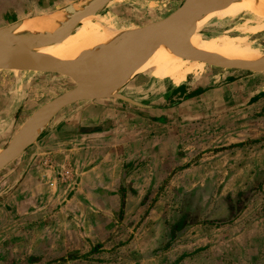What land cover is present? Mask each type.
<instances>
[{"label": "crops", "instance_id": "crops-1", "mask_svg": "<svg viewBox=\"0 0 264 264\" xmlns=\"http://www.w3.org/2000/svg\"><path fill=\"white\" fill-rule=\"evenodd\" d=\"M184 1L176 0L174 10ZM74 2L0 0V28L31 13L58 14L55 11ZM263 73H251L256 76L243 79L234 75L223 82L211 74L187 76L178 86L164 83L163 93L149 94L154 100L147 103L143 97L137 98L136 86L131 84L126 88L130 93L125 95L142 107L114 109L101 99L77 102L62 110L0 171V264H107L97 255L102 250H93L96 255L92 256V245L105 243L119 233V227L126 230L123 224H140L138 218L146 215L142 213L147 207L143 200H170L168 192L176 190L186 204L190 201L184 191L199 189L212 174L223 170L206 154L205 136L211 127L233 124L236 113L248 114L264 107ZM10 75L16 77L15 85L2 91L11 96L3 102V113L8 115L1 117L0 125L9 124L44 84L31 73ZM29 76L36 78L28 81ZM199 193L204 194L202 189ZM204 201L193 199L190 203ZM245 215L249 217L245 213L231 226L214 225L220 217H208L212 221L207 224L198 220L200 228L196 229L187 228L192 225L186 222L177 231L189 239L179 244L180 254L193 249L195 264L229 260L235 254L233 241L239 236L251 242L248 229L241 234L235 229ZM153 225L145 221L146 236L153 237ZM259 231L260 243L253 240L252 253L263 251L264 256V230ZM220 235L225 242L219 244ZM240 246L245 248V244ZM240 254L234 263L250 258V253Z\"/></svg>", "mask_w": 264, "mask_h": 264}, {"label": "rangeland", "instance_id": "rangeland-1", "mask_svg": "<svg viewBox=\"0 0 264 264\" xmlns=\"http://www.w3.org/2000/svg\"><path fill=\"white\" fill-rule=\"evenodd\" d=\"M89 1L90 0H75L65 11L61 12L63 10L61 9L55 12H58V15L61 16L71 17ZM175 5H178L176 4V0H115L113 4L104 7L99 15L108 20H114L117 26L123 30L126 28L124 31H127L128 28V30H130L131 27L137 28L144 26L166 17L170 11L174 10ZM34 14L39 15L41 13L27 14L24 18H21V20L32 18ZM248 20L249 23L247 28L250 32L246 33L245 36H248L247 38L255 44L257 49L261 52V56H264V25L253 20L250 21L251 19L247 16H242L222 27L210 28V30L204 31L203 33L206 37L223 33L228 35L229 30H232L237 25L245 24ZM20 21H18V23ZM14 23L17 22H8L6 23V27ZM238 34L239 33H234V35ZM156 67L157 66L150 68L134 79L133 83L131 82V84L136 86L134 94L139 100L143 97L142 100L146 103L154 100L152 97H148L149 94L161 95L164 90V83L166 85L169 84L167 83L168 80L159 81L152 77L150 72L153 71V69L156 70ZM195 72L196 74L193 73L188 75V77L211 74L219 78V82H223L234 75L238 76L236 77L237 79H243L247 76H256L252 75V72L222 69L207 65L206 63L201 67H197ZM10 74L8 71L7 73L0 71V122L4 114L8 115L3 113L4 109L2 105L4 107V104H6L4 101L11 96V93L8 94V96L6 94L3 95L2 91L3 89L13 88V84L15 85L14 82L16 77ZM33 75H38L39 80H43L41 83L44 84L37 87L38 90L33 92L28 102L12 116L9 124L0 125V149L8 145L14 134L24 123V120L30 117L39 108L38 106L53 99L55 96L64 92V90L70 89L73 86V82L70 79L61 75L51 74L49 75L51 77H46L44 74ZM40 75L43 77H40ZM35 78L36 77L29 76L26 77V80L31 81ZM51 80L53 84H51ZM54 84L59 85L56 87ZM121 93H130V89H124ZM105 100L107 101L108 107L114 109H120L118 106H124V109L127 110V106L133 105L116 98H107ZM156 103L157 102L154 104ZM133 106L136 107V105ZM137 107L139 108L140 106ZM235 115L233 124H229L228 127L225 125L211 127L210 133L208 132L209 134L205 136L206 146L204 148H206V154L212 159V164L218 165V167L220 165L219 169L223 170L212 174L211 177L206 180V183L199 189L194 190L188 188L187 191H184L185 197H188L187 201L191 202L193 199H201L207 200L206 203L204 201L202 204H195L194 202L185 204L181 195L176 193V190L168 192L170 200H143L145 204L147 203V207L142 210V213L145 212L146 215L140 216L141 219L138 218V221L141 220L139 222L140 224L135 221H132L128 225L123 224L126 230L120 229L119 227V233L116 232V234L109 236L105 243L92 245V256L96 255V252L93 250L99 249L102 251L97 252V255L100 254V256H102L100 260L106 261L107 264H114V262L116 264H195L193 263V249L192 252L191 249H188L187 253L180 254L181 251L178 249L180 248L179 244L189 239L184 235H177V231L182 229L183 225L188 221L190 222L188 224L192 226H187V228H200V226H196V223L200 224L198 220H200L202 224L211 223L212 220L209 221L207 219L208 217L209 219L220 217L218 221L214 223V225H219L218 227L221 225L231 226L246 213L249 217L245 215L235 229L237 234H241L248 229V237L251 242L243 241L242 237L239 236L240 238L233 241L235 254L230 257V261L225 259L220 260L219 264H236L234 261L239 253H250V258L246 259V256V260H241L238 264H264V256L261 254L263 251H261L260 254L252 253V246H255L252 243L253 240H256L259 245V229L264 230V107L259 111L253 110L248 114L236 113ZM226 135L229 138L228 140L226 139ZM190 146L193 149L194 143L190 144ZM194 159L192 161H194ZM200 189L203 190V195L199 193ZM190 194L193 198L190 197ZM254 197L258 200L255 199L254 201ZM242 202H244L243 206ZM245 203L247 204L245 205ZM145 221H147L149 225L151 223L154 224L150 228L153 237L146 236L145 233H143L147 228L144 226ZM137 224L138 227L136 226ZM204 226L206 227L208 225ZM179 233L180 232H178V234ZM137 234L141 235L137 236ZM194 235H197V231H195ZM223 242H225V239L220 235L219 244ZM200 243L202 242L199 241L198 244ZM240 243H242V245L245 244L244 249L243 246H240ZM260 247H262V245ZM204 262L207 261L202 260V264H204Z\"/></svg>", "mask_w": 264, "mask_h": 264}, {"label": "water", "instance_id": "water-1", "mask_svg": "<svg viewBox=\"0 0 264 264\" xmlns=\"http://www.w3.org/2000/svg\"><path fill=\"white\" fill-rule=\"evenodd\" d=\"M113 0H93L73 14L70 23L77 25L90 15H99ZM230 0H185L168 16L144 26L124 31L108 48L91 53L85 59L66 62L46 55L30 57L31 40L36 36L18 38L14 23L0 28V71L7 73L57 74L68 77L73 86L37 109L18 129L0 153V171L17 159L34 141L38 131L68 106L86 100L116 98L142 107L143 104L115 88L124 77L159 48L160 40L167 41L180 56L207 65L252 73L264 72V56L257 60H230L207 52L195 51L190 39L196 20L209 11L220 9ZM65 11L62 10L61 12ZM185 35V36H184ZM186 37L184 41V37ZM48 40L47 36H42ZM183 37V38H182ZM48 42V41H47ZM49 43V42H48ZM104 86L100 91L97 88Z\"/></svg>", "mask_w": 264, "mask_h": 264}, {"label": "bare ground", "instance_id": "bare-ground-1", "mask_svg": "<svg viewBox=\"0 0 264 264\" xmlns=\"http://www.w3.org/2000/svg\"><path fill=\"white\" fill-rule=\"evenodd\" d=\"M91 1L93 0H90L78 11L83 10ZM114 2L115 0L111 1L110 5ZM242 16H247L251 19L250 21L253 20L264 25V0H230L227 6L209 11L197 18L196 28L190 39L192 48L197 52H207L230 60L262 58L256 45L247 38L248 36H245L250 32L247 28L249 20L244 21L245 24L237 25L229 30L228 35L223 33L206 37L203 33L210 28L229 24ZM99 17L100 15H90L75 25L70 23L71 17L44 14L21 20L20 26L13 34L18 38L37 35L31 40V49L28 51L30 57L46 55L60 58L66 62H76L79 59L87 58L91 53L108 48L126 30V28L123 30L117 26L114 20ZM234 33L239 34L234 35ZM42 36H47L48 40ZM183 39L185 41L186 37ZM203 65L204 62L180 56L167 41L162 39L159 48L146 58L136 70L120 81L114 94L128 88L134 79L154 66H157V69L150 72L153 78L159 81L168 80L178 86L185 82L189 73L191 75L197 67ZM97 89L102 91L104 86Z\"/></svg>", "mask_w": 264, "mask_h": 264}, {"label": "trees", "instance_id": "trees-1", "mask_svg": "<svg viewBox=\"0 0 264 264\" xmlns=\"http://www.w3.org/2000/svg\"><path fill=\"white\" fill-rule=\"evenodd\" d=\"M243 203H244V202H242V206H243ZM246 204H247V203H245V205H246Z\"/></svg>", "mask_w": 264, "mask_h": 264}]
</instances>
